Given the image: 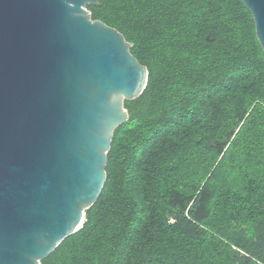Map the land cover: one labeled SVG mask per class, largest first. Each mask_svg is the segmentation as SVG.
Segmentation results:
<instances>
[{"label":"trees","instance_id":"16d2710c","mask_svg":"<svg viewBox=\"0 0 264 264\" xmlns=\"http://www.w3.org/2000/svg\"><path fill=\"white\" fill-rule=\"evenodd\" d=\"M148 70L81 227L41 264H264V51L242 0H97Z\"/></svg>","mask_w":264,"mask_h":264},{"label":"water","instance_id":"95a60500","mask_svg":"<svg viewBox=\"0 0 264 264\" xmlns=\"http://www.w3.org/2000/svg\"><path fill=\"white\" fill-rule=\"evenodd\" d=\"M97 0H0V264H41L98 199L148 70ZM264 51V0H242Z\"/></svg>","mask_w":264,"mask_h":264}]
</instances>
